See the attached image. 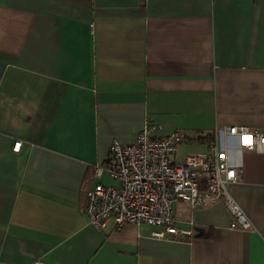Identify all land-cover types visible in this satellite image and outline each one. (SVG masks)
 <instances>
[{
	"label": "crops",
	"instance_id": "0c3cea01",
	"mask_svg": "<svg viewBox=\"0 0 264 264\" xmlns=\"http://www.w3.org/2000/svg\"><path fill=\"white\" fill-rule=\"evenodd\" d=\"M147 120L185 157L264 132V0H0V264H264V152L227 134L250 229L223 202L174 203L191 235L90 223L95 166Z\"/></svg>",
	"mask_w": 264,
	"mask_h": 264
},
{
	"label": "built area",
	"instance_id": "2783aa9c",
	"mask_svg": "<svg viewBox=\"0 0 264 264\" xmlns=\"http://www.w3.org/2000/svg\"><path fill=\"white\" fill-rule=\"evenodd\" d=\"M161 130V125L147 120L131 143L112 142L107 161L94 169L98 176L108 173L111 182L99 181L86 193L90 223L102 228L113 222L117 229L127 223L147 224L155 227L152 235L158 238L191 235V230L177 226L174 203L183 201L196 208L223 202L232 215L230 227L250 229L251 221L229 192L243 167L231 163L220 137H239L246 150L264 152V132L245 125L226 127L217 132L207 152L177 161L173 156L186 135L177 130L164 136ZM21 146L18 140L14 149Z\"/></svg>",
	"mask_w": 264,
	"mask_h": 264
},
{
	"label": "rangeland",
	"instance_id": "374dc122",
	"mask_svg": "<svg viewBox=\"0 0 264 264\" xmlns=\"http://www.w3.org/2000/svg\"><path fill=\"white\" fill-rule=\"evenodd\" d=\"M190 150V148L188 146H179L178 151H177V158L178 160H182L183 158H185V155L187 154V152Z\"/></svg>",
	"mask_w": 264,
	"mask_h": 264
},
{
	"label": "water",
	"instance_id": "95a60500",
	"mask_svg": "<svg viewBox=\"0 0 264 264\" xmlns=\"http://www.w3.org/2000/svg\"><path fill=\"white\" fill-rule=\"evenodd\" d=\"M198 230V234H202L203 233V229L202 228H197Z\"/></svg>",
	"mask_w": 264,
	"mask_h": 264
}]
</instances>
